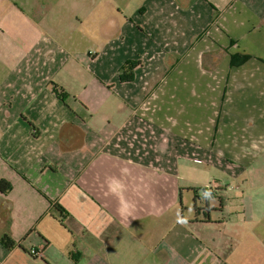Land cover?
I'll return each instance as SVG.
<instances>
[{
	"label": "crops",
	"instance_id": "1",
	"mask_svg": "<svg viewBox=\"0 0 264 264\" xmlns=\"http://www.w3.org/2000/svg\"><path fill=\"white\" fill-rule=\"evenodd\" d=\"M1 180L0 264H264V0H0Z\"/></svg>",
	"mask_w": 264,
	"mask_h": 264
},
{
	"label": "trees",
	"instance_id": "2",
	"mask_svg": "<svg viewBox=\"0 0 264 264\" xmlns=\"http://www.w3.org/2000/svg\"><path fill=\"white\" fill-rule=\"evenodd\" d=\"M249 59V57L245 56V57H239L236 58L234 57L232 60V65L233 66H239L244 64L247 60ZM132 79V74L129 75L127 73H124L121 75V80L123 82L125 81H130ZM12 190V185L7 182L6 180H1L0 181V192L3 194H7ZM199 190H196V193H198ZM202 192L206 193V195L203 196V198L208 199L209 197H211L213 192H210L207 189H203ZM199 197H197L198 199ZM56 209L60 210V208L57 206ZM197 209V208H196ZM61 210L63 211V209L61 208ZM61 223L64 224V221L61 220ZM2 243L4 244V246L11 250L15 247V242L11 239V237L9 235H5L4 238L2 239Z\"/></svg>",
	"mask_w": 264,
	"mask_h": 264
},
{
	"label": "clouds",
	"instance_id": "3",
	"mask_svg": "<svg viewBox=\"0 0 264 264\" xmlns=\"http://www.w3.org/2000/svg\"><path fill=\"white\" fill-rule=\"evenodd\" d=\"M107 184H108V189L110 192H112L113 194H117V191L119 190L120 194L122 195V192H123L125 186L120 179H118L117 177H110V178H108ZM117 211L121 215H125V214L130 215L131 214L130 202H128L126 200H121L120 201V207L117 209Z\"/></svg>",
	"mask_w": 264,
	"mask_h": 264
},
{
	"label": "built area",
	"instance_id": "4",
	"mask_svg": "<svg viewBox=\"0 0 264 264\" xmlns=\"http://www.w3.org/2000/svg\"><path fill=\"white\" fill-rule=\"evenodd\" d=\"M206 189L209 191V193H210V192H213V187H211V186L208 187V188H206ZM203 194L206 195V193H204V192H203ZM204 195H203V196H204ZM31 255H32L33 257H35V258H42V257H43V253H42V252H39V251H37V250H35V249L31 251Z\"/></svg>",
	"mask_w": 264,
	"mask_h": 264
},
{
	"label": "rangeland",
	"instance_id": "5",
	"mask_svg": "<svg viewBox=\"0 0 264 264\" xmlns=\"http://www.w3.org/2000/svg\"><path fill=\"white\" fill-rule=\"evenodd\" d=\"M201 198H202V196H200ZM202 200V203L204 204V200L203 199H201ZM187 202V201H186ZM216 216V215H215Z\"/></svg>",
	"mask_w": 264,
	"mask_h": 264
}]
</instances>
